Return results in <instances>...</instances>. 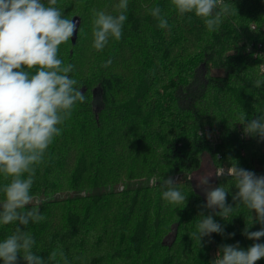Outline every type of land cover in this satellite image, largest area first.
<instances>
[{
  "label": "trees",
  "instance_id": "1",
  "mask_svg": "<svg viewBox=\"0 0 264 264\" xmlns=\"http://www.w3.org/2000/svg\"><path fill=\"white\" fill-rule=\"evenodd\" d=\"M223 2L237 13L208 31L194 13L179 16L171 0H128L122 38L110 39L102 51L91 48L98 65L89 76L81 50L85 26L93 27V9L116 15L119 0H57L54 7L66 18L81 19L76 43L72 38L62 43L57 55L75 66L69 76L82 86L86 102H77L71 117L58 125L62 133L36 166L30 194L64 189L73 194L26 206L37 207L45 219L0 224V242L20 227L32 234L33 252L46 264H64L60 252L68 264H211L215 247L236 244L255 214L236 206L234 179L208 178L210 186L229 190L227 203L234 210L226 220L203 207V180L191 177L205 159L215 167L236 164L264 175V141L243 138L244 125L237 122L240 112L248 120L264 114V85L254 87L264 79V55L248 50L251 43L264 42V0ZM155 6L170 29L157 26L149 11ZM199 72L202 85L195 91ZM206 127L217 133L218 143L210 141ZM182 172L191 173L176 185L187 196L186 205L168 203L162 181ZM8 182L0 174V186ZM201 212L212 214L224 235L212 233L199 245L190 235ZM261 227L253 223L249 231ZM247 241L264 243V237ZM52 251L55 261L48 259ZM18 264H26L22 256Z\"/></svg>",
  "mask_w": 264,
  "mask_h": 264
},
{
  "label": "clouds",
  "instance_id": "2",
  "mask_svg": "<svg viewBox=\"0 0 264 264\" xmlns=\"http://www.w3.org/2000/svg\"><path fill=\"white\" fill-rule=\"evenodd\" d=\"M56 3L57 0H49V6H46L42 0H0V174L9 181L0 186L5 197L0 203V224L18 221L26 226L30 221L38 223L45 219L37 207L26 208L34 199L30 190L36 166L43 163L46 149L56 136L61 135L62 128L58 125L71 117L77 102H86L82 86L78 87V81L69 76L75 66L64 64L57 55L58 46L76 34L78 22L66 18L60 8L54 7ZM171 4L181 17L194 13L202 18L208 31L217 30L224 17L237 13L232 4L223 0H171ZM115 8L116 15L93 9L92 47L97 51H102L110 39L122 38L128 0H119ZM149 11L158 20L159 28L170 29L159 6ZM110 63L111 60L102 66L107 67ZM33 68L36 69L34 74L29 71ZM261 85H264V79L258 78L254 87ZM237 122L244 125L246 136L264 141V114L248 120L246 113L240 112ZM225 175L234 179L238 189L232 196L233 201L238 202L236 206L243 204L255 214L243 234L250 240L259 241L264 237V175L236 164L227 169L220 167L215 172L216 177ZM176 185L173 177L163 179L162 197L168 203L186 205L187 196ZM200 185L204 186L206 195L203 207L227 220L234 210L227 203L229 190L223 185L210 186L208 178ZM199 217L196 231L190 235L199 245L203 237L212 233L224 235L223 226L212 214L205 216L201 212ZM253 223H259L261 229L249 231ZM35 244L30 232L17 227L0 242V260L3 264H18V257L22 256L26 264H46L33 252ZM59 254L64 258V264H68L63 252ZM56 257L57 251H52L48 259L55 261ZM261 258H264V243H253L246 250L238 243L225 244L219 247L211 264H256Z\"/></svg>",
  "mask_w": 264,
  "mask_h": 264
},
{
  "label": "rangeland",
  "instance_id": "3",
  "mask_svg": "<svg viewBox=\"0 0 264 264\" xmlns=\"http://www.w3.org/2000/svg\"><path fill=\"white\" fill-rule=\"evenodd\" d=\"M46 6H49V2L47 0L42 1ZM74 16V15H72ZM71 16V18H72ZM92 28L89 25L85 26V31L83 33V39H85L83 41V43L81 44V50L84 52L85 56H86V74H88L89 76H93L94 74V69L96 68V66L98 65V61H93L92 57L94 58V53L92 52V43H93V35H92ZM94 63H93V62ZM92 62V64H91ZM216 70H212V73H215ZM202 72L198 73V79H197V83H195L193 86V90L198 91L201 87V82H202ZM174 77V76H172ZM176 77V76H175ZM223 166H229V165H221L218 167H215V165H213L210 161L208 160H204L203 162V167L201 168V170H199L197 173H195V175L193 176L195 178L196 181H201L204 180L206 178H212L215 177V170H217V168L223 167ZM44 167V166H43ZM183 173V178L180 179L178 182H182L185 181L187 179V176L190 177L191 173L188 172H182ZM173 177V175H171ZM170 176V177H171ZM122 185H119V190L122 189ZM73 194V192L71 191H67V189L64 190H60V191H55V192H51V193H47V195L45 196L44 194H38L35 195L33 194L32 196L34 197L33 199V204H37V203H41L43 200H53L55 198H61V199H66L69 198V196H71ZM5 199L4 195L2 197H0V203L3 202V200ZM239 244L241 249L246 250L249 246H248V241L246 236L243 233H239L236 236V244ZM218 248L215 247L213 249V258H216V254L218 252ZM257 263V262H256Z\"/></svg>",
  "mask_w": 264,
  "mask_h": 264
},
{
  "label": "built area",
  "instance_id": "4",
  "mask_svg": "<svg viewBox=\"0 0 264 264\" xmlns=\"http://www.w3.org/2000/svg\"><path fill=\"white\" fill-rule=\"evenodd\" d=\"M253 27H255V25H253ZM248 50L252 51L254 56H260V55H264V42H254L251 43L248 46ZM204 132L207 133V136L209 137L210 141H212L214 144L218 143L219 140V136L217 135L216 132H213L209 127L204 128ZM241 136L243 138H246L247 136L244 134V132L241 133ZM232 166V165H231ZM231 166H223L225 169L231 167ZM218 169V168H217ZM216 172V170H215ZM181 178H183V174H176L174 176V179L176 181L180 180ZM152 182H154V180H152Z\"/></svg>",
  "mask_w": 264,
  "mask_h": 264
},
{
  "label": "water",
  "instance_id": "5",
  "mask_svg": "<svg viewBox=\"0 0 264 264\" xmlns=\"http://www.w3.org/2000/svg\"><path fill=\"white\" fill-rule=\"evenodd\" d=\"M73 19L76 20V21L78 22V23H77V32H76V34L72 37V42H73V44H75L76 41H77V37H78V29H79V25H81V24H80L81 19H80V17H78V16L74 17ZM196 173H197V172H196ZM194 175H195V173L191 176L192 179H194V177H193Z\"/></svg>",
  "mask_w": 264,
  "mask_h": 264
}]
</instances>
